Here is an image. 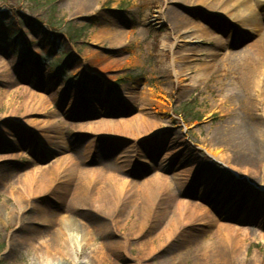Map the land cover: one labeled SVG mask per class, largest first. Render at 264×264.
I'll return each instance as SVG.
<instances>
[{"label": "rangeland", "instance_id": "374dc122", "mask_svg": "<svg viewBox=\"0 0 264 264\" xmlns=\"http://www.w3.org/2000/svg\"><path fill=\"white\" fill-rule=\"evenodd\" d=\"M73 1L0 0V264H211L198 259L209 222L246 231L241 264H264V101L258 91L244 92L258 71L264 93V61L249 65L245 52L258 39L250 27L256 19L243 28L177 0H138L139 7L98 0L83 12ZM171 9L213 28L216 38L188 46L177 35L180 47L194 51L171 52ZM257 20L264 24V6ZM109 30L124 33L120 46L111 44ZM191 55V70L170 67ZM128 92L133 98L122 106ZM245 94L253 112H237L233 96ZM31 96L42 103L28 105ZM89 99L123 110L97 113ZM73 102L81 121L70 117ZM142 118L154 124L135 135L76 127ZM43 122H53L49 137L62 125L63 139L36 138ZM235 127L248 135L247 145L234 142ZM131 147L139 155L121 163ZM209 153L227 154L228 163ZM175 155L168 165L165 158ZM114 176L127 192L115 200L118 212L108 213L95 207L88 182ZM225 191L260 204L247 209L244 202L229 214L216 200ZM181 204L188 219H179ZM244 210L249 216L240 220Z\"/></svg>", "mask_w": 264, "mask_h": 264}, {"label": "bare ground", "instance_id": "6f19581e", "mask_svg": "<svg viewBox=\"0 0 264 264\" xmlns=\"http://www.w3.org/2000/svg\"><path fill=\"white\" fill-rule=\"evenodd\" d=\"M137 2L134 7H139L138 0H134ZM98 2V0H74L73 1V7L72 9H76L79 12H83L87 10L89 7H91L94 3ZM188 3L189 6H194L196 8L205 9L209 13H214L216 16L223 19L224 22H230L233 24H240L241 27H248L250 26L247 24L249 19L255 18L256 23H254L251 27V31L253 33H256L258 35V39L255 43L251 44L245 49V52L249 54V65H252L256 62L258 64H262L264 61V24L261 21L257 20L258 11L259 8L264 6L263 0H258L257 3L260 6L258 8L257 6H254L252 4V0H177L176 4L180 6H186ZM171 16H172V23H171V33H170V39H173V43L166 46L171 52H174L175 50H185L189 52H193L194 50L192 48L187 49L184 47L179 46V42L177 39V35H183L185 36L189 41H187L185 44L188 46H191L195 43L193 39L200 40V44L203 45L204 42H211L216 38L217 32L213 30V28H207L206 26L192 20L191 18L185 16L182 12L178 10L171 9L170 10ZM218 31V30H217ZM108 39L111 41V44L113 46H120L125 39V35L122 32H112L109 30L108 33ZM226 49L230 50L231 48L223 47V46H217V50L221 52V50ZM35 53L36 50L34 51ZM254 53L255 55L251 54ZM235 54V52H233ZM233 57V56H232ZM236 57V56H235ZM234 57V58H235ZM193 55L190 57H185L183 61H187L188 63H180L179 59L175 58L173 62L170 63V67L174 69H192L196 66H194L197 60H193ZM236 62V61H234ZM247 63V61H246ZM241 66V65H240ZM1 70V68H0ZM261 72L255 71L249 75V80L247 85H245L244 92L245 93H251L254 92V95L256 93L258 94V98H262L260 100V103L264 101V93L263 90L260 89L261 84ZM258 91V92H257ZM234 100L233 103H237L239 105V109L237 112L240 113H250L254 111L255 106L251 102H249V98H247V95H235L233 96ZM133 98V95L131 92L126 93L123 96L122 106L127 105L130 102V99ZM41 104L43 99H37L33 98L32 96L29 97L27 100V104H33L36 101ZM88 108L92 107L90 110L95 111L97 113H117L122 110H118L119 103L118 102H112V103H106L103 104L104 108L99 107L97 101H93L92 99H89L88 102ZM120 109V108H119ZM82 111L79 106H77V102L74 104V102L69 106L70 117L72 119L80 118L82 115ZM89 111V110H87ZM264 112V110H263ZM32 112H28L27 115H25V120L32 119L31 115ZM84 118H80L81 121ZM1 120V119H0ZM151 118H142V120L138 121H121V120H101L97 122H90L86 124H79L77 125V129L81 130L84 133L90 134L93 132H99L100 133H110L113 131H124L127 130L132 133V135L139 130V133L143 132L146 128H150L154 123L150 121ZM153 121V120H152ZM63 126L59 125L56 129V132H54V135L51 137L46 136L48 132L53 128V122H43L40 125H38L36 128V131L33 133L36 138L38 137H45L48 139V141H51V139H59L62 140L63 138ZM235 127L231 129V136L234 139V142L241 143L240 145H247L248 141V135L241 134L242 128ZM50 139V140H49ZM50 143V142H48ZM56 150V149H55ZM138 150L134 147H131V150L124 152L120 160L121 163L126 164L127 161L133 160L138 156ZM138 154V155H137ZM210 156L215 158L216 160L220 162L228 163V156L227 154H213L209 153ZM11 158V157H9ZM175 156H170L169 158H165V162H169L168 165H171ZM86 173V172H85ZM115 177V176H114ZM158 181V180H157ZM156 181H154L155 183ZM160 184H164V181L159 180ZM90 187V194H92V201L95 204L96 208L107 210L108 213L118 212L120 209V203H117L118 205H114L116 202V199H120L123 201V196H125V192H127L126 183L119 178L115 177L114 181L110 183L102 178H93L91 181L88 182ZM37 184V178L36 175H30L27 178V185ZM115 188V190H109L107 186ZM152 185V184H151ZM147 184L145 185V187ZM145 191L147 189L145 188ZM143 195V194H142ZM141 195V196H142ZM146 195V194H145ZM144 197H147L145 196ZM229 194L227 191L221 193H218L217 195V202L219 205L225 204L227 205V209L230 211L229 214L234 212L239 205L242 203L247 204V209H252L255 204H260V199H255L254 197L249 198L248 196H238L236 198H229ZM118 199V200H119ZM229 202H227V200ZM117 200V201H118ZM180 209H182V214H180L179 219H188V209L187 205L181 204ZM197 211H201V207H196ZM146 210V209H145ZM193 214V212H191ZM196 213L193 214V216ZM247 210H244L241 213L240 220L246 219L249 215H247ZM190 215V212H189ZM143 217H146L147 220L150 218L148 213L143 212ZM251 218V217H250ZM208 229L209 231L205 232V238H202L201 244H200V251H199V260L204 259L205 262H211V264H241V258H242V249H243V241L241 240L242 237H245L246 234H248L244 230H236L235 228L231 226H223L220 227L216 222L208 223ZM218 227L219 232H212L214 228ZM206 238H208L212 243H209V240L206 241ZM222 239L221 241L219 239ZM213 244V245H212Z\"/></svg>", "mask_w": 264, "mask_h": 264}, {"label": "trees", "instance_id": "16d2710c", "mask_svg": "<svg viewBox=\"0 0 264 264\" xmlns=\"http://www.w3.org/2000/svg\"><path fill=\"white\" fill-rule=\"evenodd\" d=\"M3 1H5V0H3Z\"/></svg>", "mask_w": 264, "mask_h": 264}]
</instances>
